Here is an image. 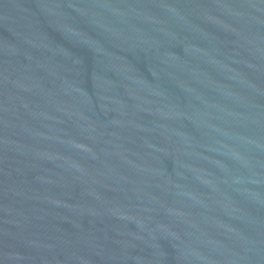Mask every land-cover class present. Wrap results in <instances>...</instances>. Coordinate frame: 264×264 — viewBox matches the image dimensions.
<instances>
[{
	"label": "water",
	"instance_id": "obj_1",
	"mask_svg": "<svg viewBox=\"0 0 264 264\" xmlns=\"http://www.w3.org/2000/svg\"><path fill=\"white\" fill-rule=\"evenodd\" d=\"M0 264H264V0H0Z\"/></svg>",
	"mask_w": 264,
	"mask_h": 264
}]
</instances>
